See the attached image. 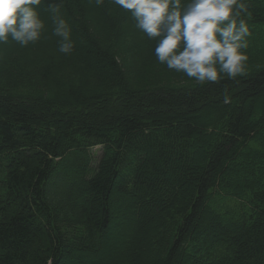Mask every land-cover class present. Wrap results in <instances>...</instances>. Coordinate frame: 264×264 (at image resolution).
Masks as SVG:
<instances>
[{
  "label": "trees",
  "instance_id": "obj_1",
  "mask_svg": "<svg viewBox=\"0 0 264 264\" xmlns=\"http://www.w3.org/2000/svg\"><path fill=\"white\" fill-rule=\"evenodd\" d=\"M242 2L246 74L215 83L148 77L156 40L113 0H42L40 39L0 44V264H264V0Z\"/></svg>",
  "mask_w": 264,
  "mask_h": 264
},
{
  "label": "clouds",
  "instance_id": "obj_2",
  "mask_svg": "<svg viewBox=\"0 0 264 264\" xmlns=\"http://www.w3.org/2000/svg\"><path fill=\"white\" fill-rule=\"evenodd\" d=\"M42 0H0V44L11 37L21 46L40 39L44 22L36 11ZM102 4L103 0H96ZM131 12L136 27L156 40L155 56L170 70L198 84L246 74L249 26L242 0H113ZM58 51L70 54L74 43L68 23L51 6ZM227 101V97L225 98Z\"/></svg>",
  "mask_w": 264,
  "mask_h": 264
},
{
  "label": "rangeland",
  "instance_id": "obj_3",
  "mask_svg": "<svg viewBox=\"0 0 264 264\" xmlns=\"http://www.w3.org/2000/svg\"><path fill=\"white\" fill-rule=\"evenodd\" d=\"M138 31H139V33H141V36L139 37V38H136V39H138V40H140V38L142 37V36H144V34L141 32V30H139L138 29ZM134 38V37H133ZM109 39L110 38H108V39H105L104 40V43H108L109 42ZM120 44V43H119ZM120 45H123V44H120ZM122 50H126V47H124V48H121ZM129 60L131 59L130 58V56H129V58H128ZM155 64H153V65H149V66H146V67H144L143 69L148 73V77H151L153 74H154V71H155V69H154V67H160L157 71H155L156 73H158V75H160V76H164V75H166V74H172V73H176V71L175 70H170V69H168L167 68V66H166V64H161L160 62H158L157 60H155ZM130 63V62H129ZM133 66V68H135V64L134 63H130V64H128L125 68H130V66ZM152 66H154V67H152ZM131 69V68H130ZM132 70V69H131ZM180 73V75H183V73H181V72H179ZM148 79V78H147ZM97 149H94L93 151L95 152ZM96 153H99L98 151L96 152ZM58 185V184H57ZM118 225H119V231L118 232H124V229H120L121 227H120V225H122V223H120V222H118ZM125 231H126V229H125ZM200 245V247H201V244H199ZM182 253L186 256V257H189V258H191L192 256L191 255H193V254H191L187 249H184V250H182ZM63 264H74V263H72L71 261H68V262H65V263H63Z\"/></svg>",
  "mask_w": 264,
  "mask_h": 264
}]
</instances>
